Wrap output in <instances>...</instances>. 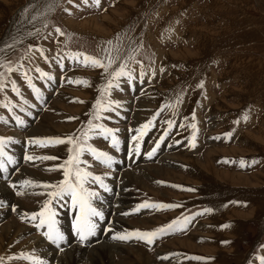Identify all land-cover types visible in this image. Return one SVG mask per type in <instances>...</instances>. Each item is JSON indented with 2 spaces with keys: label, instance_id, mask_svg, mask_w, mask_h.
I'll return each instance as SVG.
<instances>
[{
  "label": "rangeland",
  "instance_id": "obj_1",
  "mask_svg": "<svg viewBox=\"0 0 264 264\" xmlns=\"http://www.w3.org/2000/svg\"><path fill=\"white\" fill-rule=\"evenodd\" d=\"M105 49L116 61L113 69L123 62L132 75L131 81L121 77L108 94L102 93L107 84L102 68L85 67L83 57L77 62L67 55L104 58ZM0 64L13 69L0 67V138H11L5 151L15 160L5 166L10 180L0 174L10 194L0 195V228L16 223L11 241L18 248L2 264H29L25 255L42 264L55 261L27 244L38 235L20 219L42 208L51 189L22 182L55 185L63 179L58 165L70 155L67 138L88 127L102 94L120 104L93 123L118 129L119 149L95 132L87 145L109 153L115 166L88 153L82 159L108 185L110 191L103 192L86 186L102 194L93 203L104 219L114 211L113 219L93 245L56 252L118 243L124 247L111 252L112 264H264V0H99L98 6L93 0H0ZM37 68L52 78H41ZM153 117L139 140L140 154H134L135 130ZM167 121H173L171 127ZM55 137L66 143H29ZM21 145L29 146V155L58 159H18ZM125 149L130 154L123 158ZM69 203L65 197L51 206ZM55 220L66 228L63 219ZM174 220L176 230L151 244L136 236L113 238ZM21 227L28 231H18Z\"/></svg>",
  "mask_w": 264,
  "mask_h": 264
},
{
  "label": "snow or ice",
  "instance_id": "obj_2",
  "mask_svg": "<svg viewBox=\"0 0 264 264\" xmlns=\"http://www.w3.org/2000/svg\"><path fill=\"white\" fill-rule=\"evenodd\" d=\"M72 0H69L71 3ZM88 0H84V3H87ZM93 3L97 6L99 5V0H93ZM60 29H57V32H60ZM63 34V33H61ZM111 43V42H109ZM41 55H43L42 50ZM106 55L104 58H97L86 53L76 52V53H68L72 59L76 60L77 62L80 61V57H83V66L94 67V68H102L104 72L107 74V84L105 85L104 89L102 90L103 94L110 93L112 88H118L119 82L121 77H127L129 81L132 80L131 72L126 71L127 65L125 63H120L117 68L113 69L112 65L116 62L114 58L111 56V49L104 50ZM131 58V57H130ZM106 61V62H105ZM0 67H7V71L11 72L13 69L10 66H6L4 64H0ZM37 72L40 73L41 78L47 77L51 79L52 77L48 74L43 72L40 68L36 69ZM143 73L141 72V76ZM28 86L33 89L34 92L38 93V89L35 88V85L32 84L31 78H27ZM71 82V81H70ZM77 83H84L87 85V80H77ZM202 86V85H201ZM3 85L0 84V88ZM13 91L19 93V89L16 86L15 82H13ZM102 94L101 99H98L96 105L94 106V114L92 119L88 121V127L83 130L80 135H73L67 138V144H70L68 151L70 155L66 160L63 161L62 164L58 165V169L63 173V179L55 185H48V184H38L35 181L25 180L22 183L26 186H42L46 189H51L46 193L48 199H46L42 205L41 211L36 214L31 215V219L36 220L39 219V226L46 225L47 231L43 233V235L53 244H59L61 241L64 240V235L61 233L59 228L56 227V220L54 219L56 212L55 208L52 207L54 203H59L63 201L65 197H69L71 200V205L73 208H77L78 212L75 215V219L73 220V229L75 230L77 236L79 237L80 241H85L88 237L95 235L97 229V223L95 218H99L100 220L104 219V214L102 211H99L94 205L93 200L98 198L99 193L91 188L87 187L86 185L89 184H98L101 188L108 190V186L104 183L103 178L100 175L94 174V172L87 170L88 162L84 161L82 157L85 153H88L93 156L94 160L98 163H101L107 167H111L113 163V157L103 151L92 147L91 145H87V140L90 139V132H95L96 135L102 137L104 139L111 138V145L113 148L119 149V139L115 135V132L118 129L108 128L103 124H95L93 123L94 120L100 119V113L111 111L112 104L119 106V101H112L110 99H105L104 95ZM179 102V97L177 98ZM83 102V101H78ZM7 107V105H2ZM174 107V106H173ZM247 118L246 116L244 117ZM3 119V117H0ZM69 119H75L74 117H69ZM155 117L150 119L146 124L142 125L141 128L136 129L135 132L137 133L132 137L133 141H136L134 146V154H140V144L139 140L141 139L142 135L145 134V131L152 125L153 120ZM21 124L24 121H20ZM169 127H171L173 121H167ZM193 129H195V125H191ZM163 139V137H161ZM11 138H0V172L6 170L5 168V160L8 163H13V157L8 155L5 151V144L7 141H10ZM30 144L39 145L41 147H47L49 145H64L66 143L65 139L62 138H30ZM195 146L194 144L192 145ZM159 147V143L156 144L150 152L147 153L149 157L155 154L157 148ZM26 160H57L58 157L54 156H41L36 157L34 155H26ZM193 190V189H188ZM19 194V193H18ZM2 203V202H0ZM157 207V208H175L178 205H148L143 204L140 207ZM205 212H211V209H205ZM188 222V218L184 219V225L186 226ZM179 223V220H174L170 222L168 225L160 226L154 230L142 231V230H135L134 232L128 233L127 235L123 234H116L113 238L119 240H127L130 236H136L141 240H144L146 243L151 244L155 237L159 235L166 234L170 231H175L176 226ZM223 227H229V225H223ZM223 243H230L229 241H224ZM25 259H32L37 262V264H42V261L38 260L36 257H30L25 255ZM194 259H208L203 257H193ZM167 259V257H165ZM0 264H2V258H0Z\"/></svg>",
  "mask_w": 264,
  "mask_h": 264
},
{
  "label": "bare ground",
  "instance_id": "obj_3",
  "mask_svg": "<svg viewBox=\"0 0 264 264\" xmlns=\"http://www.w3.org/2000/svg\"><path fill=\"white\" fill-rule=\"evenodd\" d=\"M81 25H83L81 26V29H83L84 31L88 30V27L86 24H81ZM0 195L10 196L8 190L4 187L2 183H0ZM14 224L16 225V223L14 222H9L0 228V258H2V262L7 261L9 252H15L18 249V248L15 249V245L12 244V241H11L12 240L11 228H12V225ZM21 229L24 232L28 231V230H25L24 227L19 228L18 231H20ZM28 241L29 242L27 244H29V246L33 248V250H36L37 252H39L40 255H42V257L44 256L48 260H51V261L55 260L57 262H60L61 264H86V263L89 264V262L90 264H104L103 263L104 258L109 259V262L112 264V262L110 261L111 252L114 250L120 251V249L124 247L122 245H119L118 243L117 244L102 243L100 245H96L93 248H86L87 250H82L80 247L75 246L74 248H71L64 252L62 251L61 254L60 253L58 254L54 249L51 248V246H48L46 243H44V241L39 236H33Z\"/></svg>",
  "mask_w": 264,
  "mask_h": 264
},
{
  "label": "crops",
  "instance_id": "obj_4",
  "mask_svg": "<svg viewBox=\"0 0 264 264\" xmlns=\"http://www.w3.org/2000/svg\"><path fill=\"white\" fill-rule=\"evenodd\" d=\"M3 173H5V170H4V171H2V172H0V174H3Z\"/></svg>",
  "mask_w": 264,
  "mask_h": 264
}]
</instances>
